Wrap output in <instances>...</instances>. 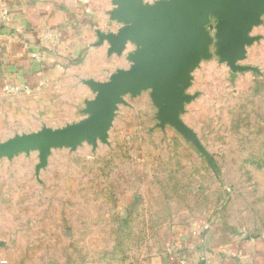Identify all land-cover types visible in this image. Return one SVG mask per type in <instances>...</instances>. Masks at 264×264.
<instances>
[{
    "label": "rangeland",
    "instance_id": "374dc122",
    "mask_svg": "<svg viewBox=\"0 0 264 264\" xmlns=\"http://www.w3.org/2000/svg\"><path fill=\"white\" fill-rule=\"evenodd\" d=\"M215 25L205 24L209 56L184 89L189 133L161 123L145 89L118 104L106 142L52 147L37 172V148L0 157V249L39 237L70 241L73 253L126 254L169 242L178 228L214 242L264 237V15L240 71L220 61ZM41 127L9 128L0 141Z\"/></svg>",
    "mask_w": 264,
    "mask_h": 264
},
{
    "label": "crops",
    "instance_id": "0c3cea01",
    "mask_svg": "<svg viewBox=\"0 0 264 264\" xmlns=\"http://www.w3.org/2000/svg\"><path fill=\"white\" fill-rule=\"evenodd\" d=\"M112 8L111 0H0V133L35 121L61 127L83 117L84 101L94 95L84 81H104L127 66L123 56L108 53L105 41L97 43L96 30L118 27ZM0 230H7L1 222ZM68 243L17 239L0 249V264H264V237L214 242L209 232L187 228L174 230L160 246L126 254L104 255L101 246L93 255L84 246L73 253Z\"/></svg>",
    "mask_w": 264,
    "mask_h": 264
},
{
    "label": "water",
    "instance_id": "95a60500",
    "mask_svg": "<svg viewBox=\"0 0 264 264\" xmlns=\"http://www.w3.org/2000/svg\"><path fill=\"white\" fill-rule=\"evenodd\" d=\"M110 18L118 24L112 32L96 30L97 43L108 44V53L123 56L125 68H117L104 81H84L93 97L84 101L83 118L61 127L42 126L37 131L23 132L0 141V157L20 150L37 148L36 172L46 164L50 149L75 147L82 141L106 142L108 131L124 96L138 95L150 89L161 123L175 125L186 133L180 119L187 99L185 88L191 71L201 58H207L211 37L205 24L216 19L219 59L232 71L246 65V47L257 36L253 26L262 23L264 0H111ZM132 44V49H127ZM203 261H201V264Z\"/></svg>",
    "mask_w": 264,
    "mask_h": 264
},
{
    "label": "built area",
    "instance_id": "2783aa9c",
    "mask_svg": "<svg viewBox=\"0 0 264 264\" xmlns=\"http://www.w3.org/2000/svg\"><path fill=\"white\" fill-rule=\"evenodd\" d=\"M4 13H5V11H4Z\"/></svg>",
    "mask_w": 264,
    "mask_h": 264
}]
</instances>
